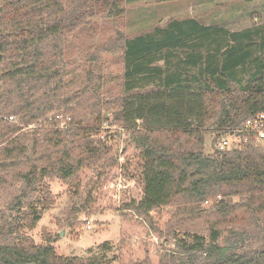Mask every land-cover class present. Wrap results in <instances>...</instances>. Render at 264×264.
<instances>
[{
	"label": "trees",
	"instance_id": "1",
	"mask_svg": "<svg viewBox=\"0 0 264 264\" xmlns=\"http://www.w3.org/2000/svg\"><path fill=\"white\" fill-rule=\"evenodd\" d=\"M46 1L35 0L29 6L20 5L21 0L8 2L7 20L12 24L0 33V63L10 62L16 97L22 99L26 88L43 90L32 102L12 109L23 116L31 111L34 121L53 108L45 105L41 111L34 106L43 105L40 100L47 99V91L55 90L49 84L60 78L68 36L90 29V18L97 14L122 17L127 2L76 0L70 10V3L66 9L61 1ZM45 12L50 18L42 21ZM121 56L127 95L114 122L132 133V151L125 149L119 166L141 193L137 202L123 206L147 219L158 209L176 205L175 221L206 225L207 236L181 229L165 237L177 253L163 264H264V148L248 141L226 150L215 146L209 155L204 151L208 132L215 131L221 139L264 111V22L231 32L195 19H171L150 33L125 39ZM52 120L49 124L55 125ZM102 123L100 115L91 123H75L71 148L62 131L50 130L45 153L18 171L16 178L23 186L16 209L10 210L18 217L9 221L0 212V264H104L96 257L59 256L50 241L35 244L25 233L52 204L47 179L70 180L107 153L90 141ZM25 153L12 142L1 150L0 161L18 164ZM208 199L216 200L209 212L200 210ZM149 228L154 230L151 223ZM251 238L260 249L249 248ZM125 260L123 264H153L147 256Z\"/></svg>",
	"mask_w": 264,
	"mask_h": 264
},
{
	"label": "rangeland",
	"instance_id": "2",
	"mask_svg": "<svg viewBox=\"0 0 264 264\" xmlns=\"http://www.w3.org/2000/svg\"><path fill=\"white\" fill-rule=\"evenodd\" d=\"M10 1L19 0H0V33L7 32L12 24L7 20L11 17L7 8ZM33 1L21 0L19 4L29 6ZM42 1L45 0H38ZM54 1H61L66 9L70 3V10L76 4V0ZM40 17L46 21L50 15L45 12ZM171 19H195L205 26L240 31L264 22V0H127L123 16L118 19L100 14L91 17L90 29L68 36L58 67L60 78L49 84L55 90L47 91L49 98L40 100H44L43 105L34 106V109L40 107L41 111L45 105L53 108L35 121L30 120L34 115L31 111L23 116L12 109L32 102L43 90L26 88L25 93L22 92L23 98L18 99L15 95L17 83L9 79L10 62L0 63V152L12 142L26 149L24 158H18V164H12L9 159L0 161V212L9 221L18 217L10 210L16 209L13 205L23 186L16 174L45 153L44 139L48 132L58 128L65 134L66 147L71 148L75 123H91L98 115L103 118L98 133L90 141L107 153L70 180L56 177L46 180L52 204L41 211L35 228L25 232L35 244L50 241L59 256L96 257L104 264H123V258L130 261L145 256L153 264H163L172 261L170 255L177 253L173 241L165 237L174 232L178 234L181 229L208 235L206 225L201 222L175 221L179 218L175 213L176 205L158 209L147 219L123 206L128 201L137 202L141 193L136 181L125 177L119 166L125 149H128L127 153L132 151V133L114 122V114L127 95L121 49L125 39L150 33ZM186 115H189L188 111ZM51 118L56 121L55 125L49 124ZM147 122L145 125L148 126ZM137 124L141 127L142 122ZM216 134L215 131L208 132L204 137V151L208 155L220 141ZM228 140L230 147L240 144L234 136ZM261 147L264 148V144ZM87 196L90 200L85 202ZM216 200L208 199L199 206L200 210L209 212ZM238 200L232 198L233 202ZM150 223L155 231L149 228ZM259 234L255 233L256 236ZM258 244L252 240L249 248L260 249Z\"/></svg>",
	"mask_w": 264,
	"mask_h": 264
},
{
	"label": "built area",
	"instance_id": "3",
	"mask_svg": "<svg viewBox=\"0 0 264 264\" xmlns=\"http://www.w3.org/2000/svg\"><path fill=\"white\" fill-rule=\"evenodd\" d=\"M236 137L239 143L250 141L256 146L264 144V111H261L255 115L250 116L246 119L242 125L237 128L230 130L224 137L220 139L217 144V149L226 150L231 148H238L240 144L236 147L229 145L228 138ZM230 148H229V147ZM90 224H87V228L90 229Z\"/></svg>",
	"mask_w": 264,
	"mask_h": 264
}]
</instances>
